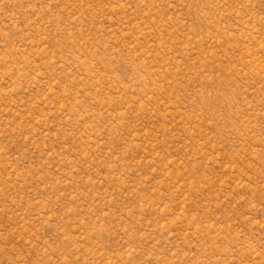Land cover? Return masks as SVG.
<instances>
[{"label": "rangeland", "instance_id": "rangeland-1", "mask_svg": "<svg viewBox=\"0 0 264 264\" xmlns=\"http://www.w3.org/2000/svg\"><path fill=\"white\" fill-rule=\"evenodd\" d=\"M0 264H264V0H0Z\"/></svg>", "mask_w": 264, "mask_h": 264}]
</instances>
